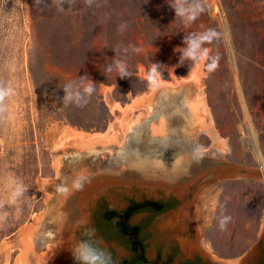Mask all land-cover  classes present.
<instances>
[{"label": "rangeland", "instance_id": "374dc122", "mask_svg": "<svg viewBox=\"0 0 264 264\" xmlns=\"http://www.w3.org/2000/svg\"><path fill=\"white\" fill-rule=\"evenodd\" d=\"M171 2L96 0L88 7L65 0L59 10L60 0H0V79L15 89L12 118L0 125V199L10 174L24 182L29 198L18 215L8 208L0 264L57 256L60 264H78L73 252L87 242L123 264L133 256L129 241L104 234L96 214L145 201L172 204L161 215L130 218L147 264H255L260 247L264 253V0H203L205 12L191 25L175 16ZM125 22L127 30L118 33ZM208 29L220 33L204 45L219 58L212 73L204 62L180 59L185 35ZM117 45L132 77L105 72ZM129 46L140 52L124 53ZM151 63L161 65L156 91L145 79ZM84 76L96 86L89 104L65 107L63 86ZM188 82L203 94L223 153L189 102L162 98L165 88ZM56 100L92 129L65 121ZM160 125L164 134L153 131ZM79 132L92 141L78 140ZM78 179L82 190L72 187ZM57 184L70 194H58ZM223 216L230 217L225 230L218 223Z\"/></svg>", "mask_w": 264, "mask_h": 264}, {"label": "clouds", "instance_id": "9594fccd", "mask_svg": "<svg viewBox=\"0 0 264 264\" xmlns=\"http://www.w3.org/2000/svg\"><path fill=\"white\" fill-rule=\"evenodd\" d=\"M65 0H60L58 5L59 10H63L60 7ZM69 5L76 3V0H66ZM84 4L88 7H93L96 5V0H83ZM170 7L175 11V16L179 17L185 25H191L194 23L200 15L205 12V6L203 0H172L169 3ZM127 24L121 23L118 26V33L123 34L127 30ZM220 38V33L215 29H208L202 33H188L185 35L183 43L185 45L181 51V63L188 61L193 66H198L201 62L206 65V70L209 73L216 71L218 68V57H213L209 53V49L205 47L206 44H211ZM113 51L115 52V57L112 59L113 63L109 64L105 68V72L111 74L116 72V77L121 79L132 77V73L129 71L127 62L125 59L118 58L121 54V46L117 45ZM133 52L139 53L140 49L134 46H129L123 48V52ZM8 71H15L13 65H7ZM161 65L158 63H151L147 73H146V83L148 87L156 91L160 87V81L162 79L161 75ZM96 91V86L87 77L79 78V82H68L63 86L64 96L62 98V103L65 107L70 105H75L77 107L83 108L87 106ZM15 95V89L10 83H6L4 80L0 79V125L6 123L12 118L9 111L8 101L11 97ZM4 187L6 189V199H0V227L4 226L10 217V212L8 208H14L16 214L18 215L21 211L20 205L25 198L28 188L25 186L24 182L16 177L14 174H10L3 181ZM72 187L78 190H82L83 183L78 179L73 181ZM55 191L64 196L70 194V189L65 184H57ZM29 199V198H28ZM230 221V217L223 216L219 219V228L225 230L227 224ZM86 245H81L74 252L73 255L78 261V264H89V257L86 253L81 251Z\"/></svg>", "mask_w": 264, "mask_h": 264}, {"label": "trees", "instance_id": "16d2710c", "mask_svg": "<svg viewBox=\"0 0 264 264\" xmlns=\"http://www.w3.org/2000/svg\"><path fill=\"white\" fill-rule=\"evenodd\" d=\"M36 81V80H35ZM37 83V81H36ZM97 85L100 84V81L96 82ZM59 110L62 114V118L69 122L70 124L77 126L79 128H88V129H92L91 127H87L85 125V123L83 121L80 120H76L73 119L70 115H68L67 111L65 110V108L63 107V105H61V103L59 101H57ZM105 112H106V116L107 118L110 117V111L109 109L104 106ZM167 208V205L165 203L162 202H155V201H145L143 203H132L125 211V215L127 220H129L135 213L137 212H142V211H146V210H150L153 209L155 211H162L164 209ZM106 216V221H104L98 214H96V223L98 224L99 228L102 230V232L106 235H109L111 237L116 236V233L114 230H112V224L111 222L114 219H123V213L122 212H116L114 210L111 209H107V212L105 214ZM118 224H120L123 227L122 230V234L130 236V233L124 228L123 222H119ZM134 231L137 233L138 231V227H133ZM132 251L135 253H137V246L135 244V242H132ZM95 256L98 258V260L103 263V264H113L111 260H107L106 257L98 250V249H94L93 250ZM128 260H125L123 264H125ZM146 261L144 259H140L139 262L137 264H142L145 263Z\"/></svg>", "mask_w": 264, "mask_h": 264}, {"label": "bare ground", "instance_id": "6f19581e", "mask_svg": "<svg viewBox=\"0 0 264 264\" xmlns=\"http://www.w3.org/2000/svg\"><path fill=\"white\" fill-rule=\"evenodd\" d=\"M141 100V99H140ZM139 100V101H140ZM138 101V100H137ZM143 101V100H142ZM133 103H135V102H133ZM148 103V102H147ZM150 103V102H149ZM149 103L147 104V105H149ZM189 103H190V107L193 109V112H194V114H195V120H197V123L200 125V127H201V129H202V131L204 132V133H206V134H208L215 142H217V144H218V149L219 150H221L222 152L221 153H223L224 152V150H226V149H224V148H226V147H224L225 146V144L224 145H222V143H223V140H220V138L217 140V134H215L214 132H216V131H214L213 129V124H212V118H211V116H210V112H209V110H208V108H207V106H206V103H205V101H204V97H203V94H202V92H198V89L196 90V95H195V98L194 99H192L191 101H189ZM145 104V103H144ZM144 104H143V106H144ZM135 105H136V103H135ZM138 105V104H137ZM130 106H134V104H131ZM129 106V107H130ZM129 107H127L128 108V110H129ZM136 107H139V106H136ZM135 106H134V108L135 109H137ZM141 107V106H140ZM139 107V108H140ZM147 107V106H146ZM149 107V106H148ZM134 109V110H135ZM149 109H151L150 107H149ZM127 111V110H126ZM162 125H164L163 123H162ZM165 128H163V126H161L160 125V127H157V128H153V131L157 134V133H162V134H164L165 132V130H164ZM201 131V130H200ZM154 133V134H155ZM79 134H80V132H79ZM79 134H76V138L79 140H82V141H86V140H88V138L90 139V137L91 136H88V138L86 137L87 136V134L84 136L83 134L81 135H79ZM88 135H90V134H88ZM97 136V135H96ZM73 137V136H72ZM74 138V137H73ZM104 139V138H103ZM74 140V139H73ZM91 140V139H90ZM95 140V139H94ZM219 140L220 141H222V143L221 142H219ZM76 142H77V140H75ZM74 141V142H75ZM92 141V140H91ZM103 141V140H102ZM215 142H214V144H215ZM82 143V142H81ZM85 143V142H84ZM83 143V144H84ZM256 143V142H255ZM87 145V144H86ZM216 145V144H215ZM256 146V145H255ZM220 152V151H219ZM262 168L264 169V164H263V166H262ZM197 248H195V247H192V246H187L186 247V250L187 251H192V250H196ZM63 248L62 247H60V251H62L63 252ZM59 252V250L57 249V248H55V249H52L51 250V254H52V256L54 257H56L57 256V253ZM65 252V251H64ZM59 257V256H58ZM55 261V260H54ZM62 260L60 259V257H59V262H61Z\"/></svg>", "mask_w": 264, "mask_h": 264}, {"label": "water", "instance_id": "95a60500", "mask_svg": "<svg viewBox=\"0 0 264 264\" xmlns=\"http://www.w3.org/2000/svg\"><path fill=\"white\" fill-rule=\"evenodd\" d=\"M196 90H197L196 85L193 82H188L181 84L178 88L175 89L165 88L163 90L165 94L162 95L163 96L162 98L166 100V102H172V101L189 102L195 98ZM158 93H160V91ZM124 224L137 246L136 255L128 259V261L125 264H137L144 255L145 252L144 243L141 240V238L138 236V234L134 231V229L128 225L125 213H124ZM40 264H60L59 257L57 256L55 261H45V260L41 261Z\"/></svg>", "mask_w": 264, "mask_h": 264}, {"label": "flooded vegetation", "instance_id": "af4514ba", "mask_svg": "<svg viewBox=\"0 0 264 264\" xmlns=\"http://www.w3.org/2000/svg\"><path fill=\"white\" fill-rule=\"evenodd\" d=\"M166 205H167V208L164 209V210H162V211H155V210H153V209H150V210H146V211H142V212H137V213H135V214H138V213H150V214H154V215H156V214H157V215H161V214L167 212V211H168L169 209H171V207H172V204H171V203H167ZM107 209H108V208H106V207H102V208L99 210V212H98V215H99L104 221H106V220H105V219H106L105 214H106V212H107ZM125 210H126V209H125ZM125 210H124V211H125ZM124 211L122 212V213H123V219H114V220L111 222V224H112V230H114L115 233H116V236H114V237L122 236L123 239L125 238V239H127V240L129 241V243H130V245H131V247H132V242H134V240H133L131 234H130V236H127V235L122 234L123 227H122L120 224H118L119 222H123L124 228L127 230V228H126V226H125V224H124ZM135 214H134V215H135ZM127 223H128V225L131 226L132 228L134 227V226H132V225L130 224V219L127 220ZM127 231H128V230H127ZM137 234H138V236L141 238L140 233L137 232ZM141 240H142V238H141ZM142 241H143V240H142ZM143 243H144V241H143ZM84 245H86V247L83 248L84 251L87 253L88 256L92 257V261H91L92 263H91V264H103V263H101V262L98 260V258H96L95 254H94V252H93V250L96 248L95 245L92 244V243H89V242L84 243ZM144 250H145V245H144ZM131 253H132L133 256L135 255V253L132 251V248H131ZM263 255H264L263 250H262L261 247H260L257 256L254 258V261L257 260V262H255V264H264V259L261 258V257H263ZM141 259H144V260L146 261L145 252H144V255H143V257H142ZM254 261H253V262H254ZM142 264H147V262L142 263ZM156 264H159V263H156ZM166 264H171V263L167 262ZM178 264H211V263H204V262H202V261L196 259V260H193V261H191V260L181 261V262H179Z\"/></svg>", "mask_w": 264, "mask_h": 264}]
</instances>
